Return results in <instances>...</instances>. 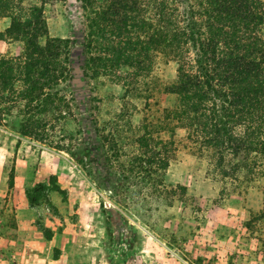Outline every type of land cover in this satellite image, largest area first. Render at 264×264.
<instances>
[{
  "label": "rangeland",
  "instance_id": "rangeland-1",
  "mask_svg": "<svg viewBox=\"0 0 264 264\" xmlns=\"http://www.w3.org/2000/svg\"><path fill=\"white\" fill-rule=\"evenodd\" d=\"M36 5L52 36L71 39L72 77L59 86L69 101L35 115L42 121L30 134L17 107L0 123V264H264L263 178L237 185L216 175L183 128L162 185L133 170L143 119L156 121L175 104L168 87L178 63L159 54L135 91L110 75H87L84 2L21 0L15 12ZM10 23L2 16L0 29ZM24 47L0 40V54Z\"/></svg>",
  "mask_w": 264,
  "mask_h": 264
},
{
  "label": "trees",
  "instance_id": "trees-1",
  "mask_svg": "<svg viewBox=\"0 0 264 264\" xmlns=\"http://www.w3.org/2000/svg\"><path fill=\"white\" fill-rule=\"evenodd\" d=\"M82 1L87 75H110L135 91L159 54L178 63L168 87L175 104L138 127L141 152L133 170L143 183H164L178 128L199 156H211L216 175L237 185L264 179V0ZM20 2L0 0V18H11L0 40L25 41L22 53L0 54V123L17 107L28 115L21 131L30 134L42 121L35 115L68 103L59 86L72 77V50L70 38L49 33L44 6L21 15L15 12ZM164 130L173 137H163Z\"/></svg>",
  "mask_w": 264,
  "mask_h": 264
}]
</instances>
